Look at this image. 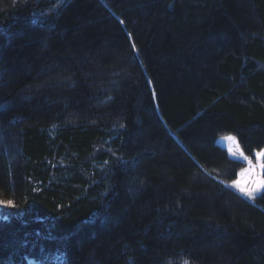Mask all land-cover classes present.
Instances as JSON below:
<instances>
[{
  "label": "trees",
  "instance_id": "trees-1",
  "mask_svg": "<svg viewBox=\"0 0 264 264\" xmlns=\"http://www.w3.org/2000/svg\"><path fill=\"white\" fill-rule=\"evenodd\" d=\"M228 137L264 152V0H0L7 264H264Z\"/></svg>",
  "mask_w": 264,
  "mask_h": 264
},
{
  "label": "rangeland",
  "instance_id": "rangeland-1",
  "mask_svg": "<svg viewBox=\"0 0 264 264\" xmlns=\"http://www.w3.org/2000/svg\"><path fill=\"white\" fill-rule=\"evenodd\" d=\"M217 145L224 149L230 158L243 161L245 164V168L238 174L236 181L230 186L232 191L246 200H253L254 197L259 196L264 189V180L261 176L263 171L262 159L264 157V152L256 156L255 164H251L240 155L234 138L229 139L228 137L219 139ZM253 189H255V191L251 196L245 194Z\"/></svg>",
  "mask_w": 264,
  "mask_h": 264
},
{
  "label": "snow or ice",
  "instance_id": "snow-or-ice-1",
  "mask_svg": "<svg viewBox=\"0 0 264 264\" xmlns=\"http://www.w3.org/2000/svg\"><path fill=\"white\" fill-rule=\"evenodd\" d=\"M229 139H231V137H229ZM255 191V189L246 192L245 194L248 196H251L253 194V192ZM0 264H7V262H5L3 259H0Z\"/></svg>",
  "mask_w": 264,
  "mask_h": 264
}]
</instances>
